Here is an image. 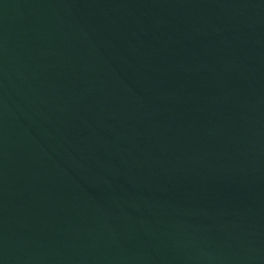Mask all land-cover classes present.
<instances>
[{"label": "water", "instance_id": "95a60500", "mask_svg": "<svg viewBox=\"0 0 264 264\" xmlns=\"http://www.w3.org/2000/svg\"><path fill=\"white\" fill-rule=\"evenodd\" d=\"M0 264H264V0H0Z\"/></svg>", "mask_w": 264, "mask_h": 264}]
</instances>
